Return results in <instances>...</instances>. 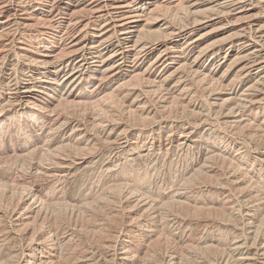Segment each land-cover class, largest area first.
Listing matches in <instances>:
<instances>
[{
  "label": "rangeland",
  "instance_id": "1",
  "mask_svg": "<svg viewBox=\"0 0 264 264\" xmlns=\"http://www.w3.org/2000/svg\"><path fill=\"white\" fill-rule=\"evenodd\" d=\"M0 264H264V0H0Z\"/></svg>",
  "mask_w": 264,
  "mask_h": 264
}]
</instances>
